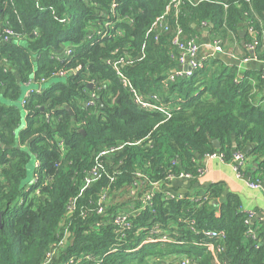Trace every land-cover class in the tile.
Wrapping results in <instances>:
<instances>
[{"label":"trees","instance_id":"trees-1","mask_svg":"<svg viewBox=\"0 0 264 264\" xmlns=\"http://www.w3.org/2000/svg\"><path fill=\"white\" fill-rule=\"evenodd\" d=\"M113 1L117 3L114 16L110 13ZM168 1L39 0L36 6L34 0H0V30L9 27L16 34L0 41V264H41L65 230L67 242L51 264L82 252L100 257L102 264L164 260L177 264L182 256L198 264H213L201 236L178 221L188 216L200 230L225 231L222 260L264 264V222H253L255 238L249 237L238 197L225 191L221 182L208 184L202 192L206 199L199 203L155 193L153 212L146 207L132 218L133 227L125 231L124 242L109 222L111 212L126 209L135 172L149 181L180 171L195 173L196 154L214 151L213 139L220 143L225 159L234 149L248 145L256 161L251 180L264 179V96L254 100L252 80L258 76L253 70L238 76L234 67L212 57L191 77L162 88L161 80L176 66V50L170 33L149 42L145 32ZM247 16L259 27L257 19L264 21V0L181 2L180 23L188 35L206 27L210 34L239 37ZM62 17L65 21L59 22ZM104 21H111L113 28L101 38L96 31ZM243 39L246 43L248 37ZM145 41L147 47L141 49ZM64 47L71 49L65 57ZM259 51L258 47L256 54ZM119 57L134 59L119 67L140 92H158L172 105L178 99L179 108L169 116L137 108L117 80L114 67L106 62ZM57 69H68L69 74L27 93L21 105L26 125L18 131L20 104L13 103L19 101L24 83L31 73L38 80ZM90 80L98 86L95 108L83 105L92 90ZM117 144L122 148L105 158L109 172H120L117 181L110 184L102 176L80 191L93 154ZM32 159L38 162L34 170L38 178L28 182ZM106 187L109 201L121 193L127 199L107 206L101 216L94 209ZM74 198L75 209L70 210ZM87 209L91 212L83 218L81 212ZM100 219L102 223L95 227ZM155 221L163 225L170 242L124 250L136 248ZM82 263L90 262L76 264Z\"/></svg>","mask_w":264,"mask_h":264},{"label":"built area","instance_id":"built-area-1","mask_svg":"<svg viewBox=\"0 0 264 264\" xmlns=\"http://www.w3.org/2000/svg\"><path fill=\"white\" fill-rule=\"evenodd\" d=\"M183 0H169L165 5L163 11L155 17L152 23L148 26L145 36L149 37L148 41L157 42L164 33L171 34V44L176 50L175 61L176 66L169 71L166 76L161 80L162 88L165 89L168 87L169 83H172L178 78H189L192 76L193 72L201 68L204 63L214 55L215 53H221L224 51L223 44L220 38L214 33L211 34V38L206 42L205 49L207 53L203 56H199V50L202 45L199 43V38L196 34H186L183 30V27L180 23V13H181V2ZM193 2V0H189ZM200 1V0H197ZM213 1V0H212ZM215 1V0H214ZM35 5L38 6L39 0H34ZM195 2V1H194ZM226 7V4L222 1H216ZM117 3L113 1L110 6V13L112 16L115 15V8ZM59 22H64L65 18H58ZM259 27L255 25V22L250 19L248 16L244 19V32L248 37L247 42L244 44L246 55L242 58L243 62H247L250 59H256V50L257 48H264V21L257 19ZM204 25V22L201 23ZM111 21H104L102 25L97 29L96 34L103 38L109 36L108 30L112 29ZM16 35L9 27H3L0 30V41H6L10 36ZM147 47V42L145 41L141 49ZM71 53L70 47H64L62 51V56L65 57ZM62 57V58H63ZM134 61L132 57H119L116 60L108 59L106 62L111 64L115 69V76L117 80L123 85L126 91L130 94L133 104L145 111L149 112H160L163 115L169 116L174 109H178V99L174 100V105L172 102L165 101L163 97L158 92L151 93H142L140 92L134 84L126 77L124 72L120 67L128 66ZM120 66V67H119ZM79 68L77 66L75 70ZM69 74L68 69H57L52 71L47 77H39L37 80L38 84H43L49 79L55 78H65ZM28 81L25 85H30ZM88 84L91 86L87 92V97L83 101L84 107L95 108L97 100V91L98 86H95L93 80L88 81ZM29 90V89H28ZM31 92V91H30ZM29 93V92H28ZM20 101V104L23 105L25 102V96ZM48 118V115H46ZM58 147L63 150L64 142L62 139H59ZM122 148L121 144L101 148L93 154V161L91 167L88 171V175L84 179L82 188L80 191L85 189L88 185L94 181L99 180L102 176H105L110 184H113L117 181V177L120 174L117 170L108 171L107 165L105 164V158ZM202 157L214 158L218 157L220 159L227 160L231 163L233 169L240 174V171L246 161V154L241 149H234L228 159L224 158L223 152L216 148L214 151L204 152L201 154ZM197 167L195 173L180 171L177 174H168L164 177L163 180L159 181H149L143 174L139 171L135 172L134 177L132 178L131 183L128 186L129 196L126 209H116L110 214L109 222L115 229V235L118 240L124 242L125 240V231L133 227L132 218L144 208L148 207L153 212L152 203L155 193H161L165 199H193L197 203L203 198L206 199V196H203V193L200 194H189L180 193L169 188V184L176 179H186L192 180L204 172V167L200 166L196 159H194ZM38 167V162L35 161V169ZM38 178L36 172L33 174L32 181L35 182ZM251 187H260L264 194V182L261 180H249L248 183ZM76 198L71 200L69 205L70 210L75 209ZM114 202L108 200V187L100 193L98 196V202L94 209L95 214L104 216L107 206H110ZM91 209H87L81 212V216L87 217ZM253 214L251 211L245 212L244 223L247 225V235L251 238H255L254 229L252 226L251 218ZM102 219L94 223L95 227H99L102 223ZM178 221L186 222L188 228L196 235L201 236L202 244L209 250L211 254V260L213 264H229L227 260L221 259V253L224 251V241L226 239V234L223 229H213L205 228L198 229L196 228L195 219L188 216L186 218H179ZM162 224L159 221L153 222L152 226L148 230L147 234H143L141 241L136 248L124 249L125 251H133L141 248L144 244H150L154 242H170L171 238L169 234H166L162 228ZM61 234L56 241L52 244L50 249L46 252L45 257L41 264H51L52 260L56 258L60 250L65 246L69 234ZM121 248V247H120ZM119 249V248H118ZM114 251L117 249H113ZM112 250V251H113ZM79 262H90L88 264H102V259L96 257L89 252H82L78 256L71 255L68 258L64 259L60 264H76ZM83 264V263H82ZM161 264H170L168 260H164ZM177 264H198L197 261L188 258L187 256H182L178 260Z\"/></svg>","mask_w":264,"mask_h":264},{"label":"crops","instance_id":"crops-1","mask_svg":"<svg viewBox=\"0 0 264 264\" xmlns=\"http://www.w3.org/2000/svg\"><path fill=\"white\" fill-rule=\"evenodd\" d=\"M194 34L198 36L199 43L202 45L199 50V56H203L207 53L205 49L206 42L212 36L208 33L206 27L197 28V32ZM244 35L247 36L244 31H240L239 37H236L232 33L225 36H222L221 34L218 35L223 44L224 51L221 53H215L212 57L220 60L225 66L234 67L238 76H241V74L247 69L253 70L255 75L258 76L257 79L252 80V93L254 95V100L257 101L259 97L262 98L264 96V59L257 57L256 59H250L247 62L242 61V58L246 55L244 48L245 40L243 39ZM257 55L264 56V48H260V51L256 54V56ZM28 81L31 84L25 85ZM28 81L24 83L25 88H27L25 93H28L31 90H40L44 87V85H46L45 83L48 80L43 84H38L37 80L33 78V74L31 73ZM18 102L20 104V101H15L13 104L19 106ZM19 108L21 110V119L18 131L23 129L26 125L25 112L23 108H21V104ZM249 150L247 152H245V149L243 150L246 154V161L240 171V174L233 169L231 163L227 160L220 159L218 157L206 159L201 155L196 154L195 159L200 166L204 167V172L194 178V180L176 179L168 186L171 190L189 195L204 192L207 185L210 183L221 182L224 185L225 191L232 192L238 197L240 209L243 212H252V223L264 222V194L262 189L260 187H251L248 184L249 180L254 178L253 173L256 169L255 156L250 154ZM30 164L32 177L30 180L27 178L28 182H31L33 179L35 160L32 159ZM261 181L264 182V179ZM157 264H161V262Z\"/></svg>","mask_w":264,"mask_h":264},{"label":"rangeland","instance_id":"rangeland-1","mask_svg":"<svg viewBox=\"0 0 264 264\" xmlns=\"http://www.w3.org/2000/svg\"><path fill=\"white\" fill-rule=\"evenodd\" d=\"M30 163L28 164V171H27L28 180H30L32 177V170H31V166H30L31 164ZM124 192H125V190H124ZM126 199H127L126 194L121 193V194L114 195L112 201L114 202V204H119L122 201H126Z\"/></svg>","mask_w":264,"mask_h":264},{"label":"water","instance_id":"water-1","mask_svg":"<svg viewBox=\"0 0 264 264\" xmlns=\"http://www.w3.org/2000/svg\"><path fill=\"white\" fill-rule=\"evenodd\" d=\"M59 79H63V78H59ZM90 87H91V86H90ZM26 90H27V88H25V87H22V88H21V94H20V96H19V98H18L19 101H21V100L24 98V94H25ZM212 144H213V146H214L215 148H219V147H220V143H219L218 140H216V139H213V140H212ZM248 150H249V146H247V147L245 148V152H247Z\"/></svg>","mask_w":264,"mask_h":264}]
</instances>
